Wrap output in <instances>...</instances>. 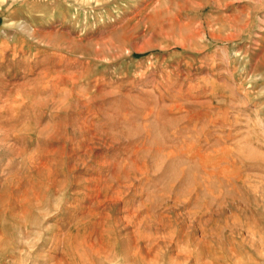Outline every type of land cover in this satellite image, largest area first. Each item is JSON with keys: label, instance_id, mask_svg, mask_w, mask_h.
Returning <instances> with one entry per match:
<instances>
[{"label": "rangeland", "instance_id": "374dc122", "mask_svg": "<svg viewBox=\"0 0 264 264\" xmlns=\"http://www.w3.org/2000/svg\"><path fill=\"white\" fill-rule=\"evenodd\" d=\"M0 264H264V0H0Z\"/></svg>", "mask_w": 264, "mask_h": 264}]
</instances>
